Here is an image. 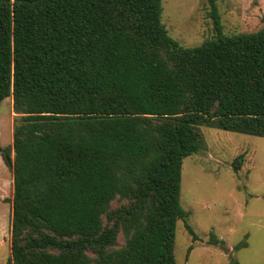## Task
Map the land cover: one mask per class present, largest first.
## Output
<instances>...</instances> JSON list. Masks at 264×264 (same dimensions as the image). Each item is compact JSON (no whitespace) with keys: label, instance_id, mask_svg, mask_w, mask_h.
<instances>
[{"label":"trees","instance_id":"obj_1","mask_svg":"<svg viewBox=\"0 0 264 264\" xmlns=\"http://www.w3.org/2000/svg\"><path fill=\"white\" fill-rule=\"evenodd\" d=\"M209 5L216 37L185 48L162 0H0V104L20 117L8 264H177L201 128L264 138V26L227 36Z\"/></svg>","mask_w":264,"mask_h":264},{"label":"rangeland","instance_id":"obj_2","mask_svg":"<svg viewBox=\"0 0 264 264\" xmlns=\"http://www.w3.org/2000/svg\"><path fill=\"white\" fill-rule=\"evenodd\" d=\"M217 6L227 36L264 26V0H217ZM162 8V23L181 46L198 47L216 37L209 0H162ZM19 119L12 97L5 99L0 104V144L11 150L12 162V127ZM201 131V151L183 161L180 202L188 217L177 224L176 262L264 264V138L212 127ZM240 156L242 167L235 172L233 163ZM6 169L0 171L6 179L0 186V264L12 258L14 173L13 167ZM122 202L117 198L112 206ZM186 224L198 240L193 241ZM122 245L120 234L117 247Z\"/></svg>","mask_w":264,"mask_h":264},{"label":"crops","instance_id":"obj_3","mask_svg":"<svg viewBox=\"0 0 264 264\" xmlns=\"http://www.w3.org/2000/svg\"><path fill=\"white\" fill-rule=\"evenodd\" d=\"M13 127H12V134H13ZM12 141H13V136H12ZM1 146H2V143H1ZM3 147V146H2ZM0 171L3 173V169L5 170V171H7V169H6V165L4 164V162H3V160H2V157H1V155H0ZM0 172V173H1ZM4 181H6V179L4 178V174H0V186H1V188H2V184H4ZM1 194V193H0ZM1 196V195H0Z\"/></svg>","mask_w":264,"mask_h":264},{"label":"flooded vegetation","instance_id":"obj_4","mask_svg":"<svg viewBox=\"0 0 264 264\" xmlns=\"http://www.w3.org/2000/svg\"><path fill=\"white\" fill-rule=\"evenodd\" d=\"M2 157V160H3V162H4V164L7 166V167H11V164H10V162L8 161L9 159L11 160V158H10V156H8V155H4V157L3 156H1Z\"/></svg>","mask_w":264,"mask_h":264},{"label":"water","instance_id":"obj_5","mask_svg":"<svg viewBox=\"0 0 264 264\" xmlns=\"http://www.w3.org/2000/svg\"><path fill=\"white\" fill-rule=\"evenodd\" d=\"M8 161L10 162L11 167H13V162L10 159Z\"/></svg>","mask_w":264,"mask_h":264}]
</instances>
